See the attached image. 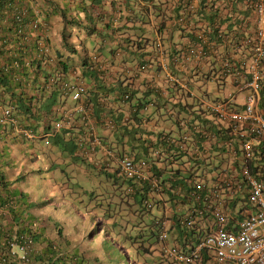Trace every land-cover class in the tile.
Masks as SVG:
<instances>
[{
  "label": "trees",
  "instance_id": "1",
  "mask_svg": "<svg viewBox=\"0 0 264 264\" xmlns=\"http://www.w3.org/2000/svg\"><path fill=\"white\" fill-rule=\"evenodd\" d=\"M141 1L145 4H137L140 3L139 0H0V107L13 104L14 114L19 116V123H28L34 127L48 122L53 117L54 108L58 104L56 98L58 86H55L56 82L50 80V77L56 72H64L67 66L80 65L89 73L88 79L95 83V88L100 91L99 94L91 89L90 94L87 95L88 100L93 104L92 116L99 118L103 113L111 115L115 122L119 123L122 136L126 141H136L140 149L142 147L145 149L149 144H161L162 156L168 153L170 158L165 159L160 156L150 158L152 173L158 175L159 183H162V192L167 194L165 195L169 203L189 202V205H194L197 198L194 195H188L190 191L188 182L176 177L179 174V168L171 173V168L167 166L177 158L179 149L164 142L158 134L154 142L151 139L145 140L141 136L144 128L141 122L147 114L145 103L135 94L139 88L138 84L147 89L144 93L156 90V87L149 85L151 78L145 76L140 82L136 80L132 86L129 84L122 86L119 76L117 84L108 86L104 78L114 72L112 65L119 60L124 63L134 61L133 64L156 65L158 59L153 45L156 38L151 28L157 31L158 39L165 44L168 51L180 53L190 45L195 49L200 48L205 52L215 51V53L222 48V58L226 57L231 61L230 45L235 46L240 42L239 37L244 34L247 21L235 15L232 21L222 26V22L216 21L220 16L218 9L225 11L231 8H223L229 3L222 4L220 0H198L195 5L190 0ZM230 1H232L231 4H235L244 0ZM241 13L244 16L248 14L246 10H241ZM52 14L60 18L61 46L66 52L64 59L63 53L58 50H54L53 54L38 52L39 42L44 40L48 19ZM235 24L237 25L235 27L239 29L230 27ZM177 30L180 32H176ZM82 34L88 37L84 42L80 38ZM91 35L95 44L94 48H88L86 45V42L91 41ZM47 38L46 35L45 39ZM76 45L79 47L74 50ZM243 46L246 47V44ZM189 51H185L178 58L182 59ZM91 52L94 53V61L89 58ZM198 65L197 62L194 67L197 68ZM231 66L237 67V62L234 61ZM200 77L212 78L207 72L200 74ZM198 80L199 74L196 78L189 80L186 90L178 86L174 80L169 84L166 80L165 95L153 92L155 96L152 101L154 110L157 112L163 110L166 104L173 106L175 110L171 113L185 123L186 129L195 131L190 132V140L197 143L199 139H203L204 143H208L204 131L199 132L196 128L209 129L213 124H207L203 119V107L199 106V97L192 99L198 107L192 110L191 103L186 99L195 97L189 85L190 81ZM205 92L201 93V96L207 94ZM98 95L111 96L112 99L104 101L102 96ZM115 104L120 110L123 107L126 108L118 111L117 107L113 108ZM200 118L202 121L199 126ZM175 121L179 124L178 119ZM1 127L0 123V129ZM66 131L68 130L64 132ZM122 136L120 135L121 138ZM214 145L212 149H217ZM206 156L207 154L200 158L196 157L197 164H206ZM160 159L161 163H159ZM221 163L222 161L219 160L217 165L220 166ZM235 163L237 159L233 164ZM249 169L251 172L254 171L252 165ZM235 179L239 178L235 177ZM128 180V186L131 187L130 198L136 202L142 199L147 200L148 190L151 189L148 181L132 177ZM236 191L240 192V189H236L235 186L234 192ZM9 193L7 182L3 180L0 172V264H105V261L94 255L85 256L80 252L77 243H74L72 247H63L54 246L51 240L43 242L42 237L46 238L43 236L44 232L33 227L38 220L37 213L27 211L30 203L25 202L22 205L26 210L25 215L6 222V212L13 210ZM12 195L16 196L17 193ZM199 196V207L206 206L208 197L203 192H199ZM151 200L156 207L162 203L156 194L150 196ZM238 203L239 199L228 201L230 208ZM241 210L240 207L236 215L238 218L242 217ZM21 211L23 212L22 209ZM201 217L206 221L210 217L205 208L201 210ZM231 221L229 219L228 222L231 223ZM193 229L192 227L184 231L190 236L200 235L201 230L198 232ZM14 240L23 243L24 251L19 260L16 254L10 253L9 243Z\"/></svg>",
  "mask_w": 264,
  "mask_h": 264
},
{
  "label": "clouds",
  "instance_id": "2",
  "mask_svg": "<svg viewBox=\"0 0 264 264\" xmlns=\"http://www.w3.org/2000/svg\"><path fill=\"white\" fill-rule=\"evenodd\" d=\"M220 1L222 2V0ZM228 3L229 4L223 8L232 9V7L236 6L237 9L233 10H235L240 19L245 22L247 20H251L253 23H258L254 12L250 7L244 4V1L235 4H231L232 1H229ZM241 10H246L248 14L244 16L241 13ZM235 26L237 25L235 24L230 27L238 28ZM257 28L258 27H256L253 31L245 30V33L239 37L240 42H238L235 46L230 45L229 57L231 61H229L226 57L222 58V50H220L218 53H215V51H204L201 56L198 55L196 57H193L189 51L182 59H179V56H181L185 51L191 50L193 47L190 45L186 48V50L176 53L172 50L168 51L165 45L162 44L158 38H156L153 45L157 53L156 57L158 61H156L155 66L152 63H148L147 65L133 64L134 61L132 63H124L120 62L119 60L114 65H112L114 72L110 74V76H106V78H104V81L108 86L117 84L118 76L122 81V86H125L126 84L132 86V84L136 83V80L137 82H140V80L145 76H149L151 78L149 80V85L151 87H156V90L148 92L151 95V98H144L142 96L144 91L147 89L141 84H138L139 88H137L135 94L136 96H139V99L142 102L145 103L144 107L147 114L141 122L144 126L141 136L145 140L151 139L152 142H154L157 139L158 134L160 139L164 140V142L172 144L179 149L177 150V158L186 155L194 162V164L189 167H182L185 170H188L186 176L178 177L183 181L185 180L188 182V187L190 188L188 195H194V197L197 198L194 205H189V202L186 204L181 202L174 204L171 202L169 203L166 197H164L166 193L162 192L161 190L162 183H159L158 175H154L152 173V160L150 158L154 156H160L161 158L165 159L170 158L168 153H165L162 156L160 148L161 144H149L145 149H143V147L140 149L137 147L136 141H126L124 136H122V131L118 125L119 123H116L115 119L111 115L108 113H103V115L99 118L92 116L93 104L88 100L87 95L90 94L91 89H93L92 91L96 90L99 92V94L100 91L95 88L96 84L88 79L89 73L86 70H83L80 65H77L76 67L67 66L64 72H56L54 76L50 77V80H54L56 82L55 86H58V90L56 92L58 104L54 108V115H52L53 117L48 122H43L42 125H37L34 127L28 123H19V116L14 114L15 106L13 104L2 105L0 107V123L2 125L0 129V172L3 176V180L7 182V188L10 190L9 198L13 207V210H11L9 213L6 212V222H10L11 219H15V217H22L25 215L26 210L22 205L25 202L30 203L27 211L28 213H37L36 216L38 220L35 222L33 227H35L36 230L44 232L43 236L46 238L42 237L43 242L46 243L48 240H51L54 246L63 247H72L74 243H77L76 245L80 252H82L85 256L94 255L105 261V264H122L114 253L113 248L108 247V245L103 242V239L108 238L107 232L104 231L105 234L103 237L97 239H95L94 235H91L98 232L97 230L99 229V225L97 227L94 226L99 224L98 222H103L96 217L94 219L97 220V222L95 225H93L88 223L87 218H85V211H87L89 207L95 206L88 205V203H86L87 205L85 206V209H83L82 206H79V209L71 210L69 213L64 212L62 210L64 206L73 207L74 204L73 201L66 196V194L62 193L61 187L50 186L47 187L45 191H42L44 189L42 182L43 179H45L43 175L45 170L41 158L45 155V153L51 152V149H49L47 146L53 141H64L63 137L65 134L58 135V133L64 132L67 129L68 131L65 133L71 140V148L74 151V155L91 157L89 163L95 168L96 171H112L116 175L122 176L120 184L122 183L123 178L126 179L125 186L122 188L123 196L120 197L119 201L115 203V206L106 215L115 218L117 214L122 215L119 213L121 208H131L132 204H137L136 209L132 210V212H136L138 215L144 212H148L150 214L149 222L145 223L146 231L144 232L153 237L151 242L144 244L142 241H138L139 236L141 235V229L133 237L130 236L126 231H123L122 238L128 244L133 246L135 255L137 256L138 252H140L139 256L142 254L149 255L150 253L154 252L157 254V259H155L156 261L164 260L167 262V264H182L181 262H177L173 258H169L167 256L162 248V242L158 237V232L159 229H164L167 243H171L173 245L176 244L182 248H187L197 240L196 238L202 236L212 228V212L207 208V205L199 207V192H203L206 195L209 189L213 188L214 181L219 180V177L225 172V167L220 165L218 172L213 174H210V172L207 173L211 176L210 180H208V178L204 176V172H197L196 169L200 164H197L196 157L200 158L207 154L206 159L209 161L210 158L216 157L218 152L221 150L226 160V164H228L230 169L234 168L236 171L238 169L240 152L237 147V142L233 140L232 144L235 149V153H231V149H229L227 144L224 143V139L228 137L226 135L227 133L225 126L218 122L212 116V114H210L205 109L202 99L206 100L208 97L215 95H224L228 91H233V88L230 86L229 90L219 94H209L208 92H205L207 94H204L203 96H195L196 98L199 97V106L203 107V119H205L207 124H213V126H211L213 130L211 128L203 130L201 127H199L201 129L196 128L199 132L204 131V136H206L208 139V143H204L203 139H199L197 143L190 140V132L194 133L195 131L186 129L185 123L175 114L171 113L174 111V109L170 104L165 103L166 105L163 110H159L158 112L155 111L152 101L155 96L153 92L160 95H165V86L162 87L157 83V80H160L164 83L167 80L168 84L174 80L178 86L184 88L185 90L187 89V84L191 79V76H185L182 79H179V77L175 75L177 73L172 69L170 62L181 64L183 67H194V65L198 62L199 69L197 74H204L206 72L211 74L212 79L215 81L216 88L222 89L224 85H227L224 83L227 80V76L224 75L225 72L223 70V63L228 62L231 64L234 61L237 62L240 58H242L243 54H246V57L249 56V52L247 50L248 45L243 42L244 39L247 36H251ZM46 35L48 36V34ZM46 35H44V40L39 42L40 49L38 52L41 54H53L54 50H58L63 53L62 58L64 59L66 52L63 50L61 43L59 42V49L58 47H54L49 36L47 40L45 39ZM86 36V34H82L80 36L82 42L85 41ZM243 44H246V47H244ZM78 47L79 46L76 45L74 50H76ZM163 47H165V49ZM89 58L91 61L95 60L93 52L89 54ZM98 66L103 65L98 64ZM203 66L206 68V71L201 69ZM168 67L170 71H168ZM262 70L264 80V62ZM162 73L163 75H161ZM242 73L245 78L250 74L248 71H242ZM152 77H154V79H152ZM79 86H81L82 89H80ZM75 91H77L76 96L73 95ZM98 96H102L101 98L104 101H108L109 98L112 99L111 96ZM171 101L173 100L171 99ZM116 107L117 106L115 104L113 108ZM124 108L126 107H123V109ZM117 110L122 111L118 107ZM123 112H125L126 115V111L124 110ZM169 119L171 121L167 124ZM176 119H178L179 124L176 123ZM201 121L202 119L200 118L199 126L201 125ZM56 123L58 124L56 125ZM95 126L109 129L114 132V134L112 137L104 133L98 135L95 131ZM75 128L79 129L81 133L73 135L71 130ZM185 130L188 131L184 132ZM69 133L72 135H69ZM120 135L123 138H121ZM179 139H181L184 143L180 142ZM36 142L41 144L36 146ZM213 144H215L214 146L217 147V149H212ZM194 148H196V150H192ZM122 156H126L127 158L131 159L135 166H137L140 171L143 172L141 177L128 175L120 170L117 161L118 158ZM176 159L168 164H176ZM235 159H237V163L233 164ZM141 162H143V164H141ZM161 162L162 161L160 159L159 163ZM165 163L166 162H164V164ZM181 163L183 166L184 163ZM201 165L203 166L202 171H204V167L206 166L205 164ZM52 166H54V164ZM213 166V163H210L208 167L211 168ZM175 169L176 168H171V173H173ZM49 172L54 176L53 171ZM130 177L133 179H144L148 181L147 183L151 189L148 190L147 200L142 199L141 201L136 202L134 199L130 198L129 192L131 191V187L128 186V178ZM194 178L202 181L204 184L203 189L196 188L193 181ZM37 184H40L39 188H37ZM56 189H58L56 194L51 193L52 195H50L47 192V190L55 191ZM12 193H17V195L13 196ZM194 193L197 194V196ZM153 194H156L157 198L162 200V203H160L157 207L154 205L152 200L150 201V196ZM91 197V195L88 197V201ZM246 197V186L242 187L240 192H234L231 197H225V205L227 206L226 209L228 211L227 224L229 223V219L233 220L232 217L238 219L236 215L240 207L242 210L243 208H250ZM243 198L244 200H242ZM19 199L21 200L19 201ZM232 199H239V203L234 205V207L237 206L236 210L234 207H229L228 201H232ZM119 204L121 207H119ZM18 205L20 207H18ZM244 205L247 206L244 207ZM204 208L210 214L208 221L202 219L201 217V210ZM152 209H154L156 213H151ZM242 210L240 212H243ZM72 216L74 217V220H70V217ZM184 218L190 219L191 223L186 224ZM91 225L93 227H91ZM109 227L113 228L107 224L105 225V230ZM125 227L126 222L124 221L122 229L124 230ZM192 227L194 228L193 230L198 232L201 230L200 235L190 236L189 234L185 233L184 230H188ZM90 236L91 238H89ZM110 241L113 245L115 243V246L119 252H123L124 257L127 260L126 264H137L134 262L133 257L127 253L125 247L122 245L118 246L119 244L112 241V238H110ZM156 243L158 244V248L155 247ZM22 244L23 243L17 240L11 241L9 243L10 253L16 254L18 256V260L24 251ZM206 261L207 258L203 255L202 259L199 261V264H206Z\"/></svg>",
  "mask_w": 264,
  "mask_h": 264
},
{
  "label": "built area",
  "instance_id": "3",
  "mask_svg": "<svg viewBox=\"0 0 264 264\" xmlns=\"http://www.w3.org/2000/svg\"><path fill=\"white\" fill-rule=\"evenodd\" d=\"M244 4L254 12L258 23L264 22V0H244ZM263 41L264 27L258 26L243 42L248 45L249 56L243 54L237 61V67L223 63L224 75L227 76L224 83L232 86L233 91L202 99L205 109L225 126L228 137L224 143L234 154L232 141L235 140L240 154L238 169L225 170L206 194L207 208L213 215V225L208 232L196 238L191 246L182 248L167 243L164 229H159L158 237L164 252L182 264H199L203 255L207 258L206 264H264ZM190 52L196 57L201 56L204 50L191 48ZM242 71H248L249 76L245 78ZM73 95L76 96L77 91ZM117 163L120 170L128 175L141 177L143 174L126 156L118 158ZM251 165L253 172L249 169ZM237 176L238 180L235 179ZM193 181L196 188L203 189L201 180L194 178ZM235 186L236 189L246 186L250 208H243L242 217H232L231 223L227 224L225 197L233 195ZM184 220L186 224L191 223L188 218Z\"/></svg>",
  "mask_w": 264,
  "mask_h": 264
},
{
  "label": "rangeland",
  "instance_id": "4",
  "mask_svg": "<svg viewBox=\"0 0 264 264\" xmlns=\"http://www.w3.org/2000/svg\"><path fill=\"white\" fill-rule=\"evenodd\" d=\"M223 3L224 0H222V4ZM232 9H237V7L234 6L232 7ZM86 45L88 48L92 47V45H90L89 43H86ZM161 75H163V73ZM189 87L194 92L195 96L201 95V93H203L204 91L208 92L209 94H219L230 89L229 85H225L222 89H217L214 79L202 78L200 77V74L199 80L190 81ZM142 96L144 98H151V95L148 92L143 93ZM195 98L196 97H189V99L186 98L187 101L191 103V110L198 108L197 105L192 102V99ZM171 107L175 110L173 106ZM170 121L171 120L169 119L167 124ZM95 131L98 135L104 133L108 134L110 137H112L114 134V132H112L111 130L101 128L100 126H95ZM59 134H65L63 137L64 141H53L50 145L47 146L49 149H51V152L45 153V155L41 158L45 170L43 173L45 179H43L42 182L44 189L42 191H45V189L50 186L61 187L62 193L66 194V196L71 199L74 204V208L71 206H64L62 208L64 212L69 213L71 212V210L79 209V206H82L83 209H85V206L87 205L86 203H88V205L95 206L89 207L87 211H85V218H87L88 223H91L93 225H95L97 222V220L94 219L96 217L103 222H98L99 224L94 226L97 227L99 225V229L100 227L101 229H98L97 233H93L91 235H94L95 239H97L103 237V235L105 234L104 231L107 232L108 238L103 239V242L106 243L108 247L113 248L114 253L122 264H126L127 260L125 259L123 252H119L117 250L115 243L114 245L111 243L110 238H112V241L118 243V246L122 245L123 247H125L127 253L133 257L134 262H136L137 264H167V262L164 260L156 261L155 259H157V254L154 252L150 253L149 255L142 254L140 256V252H138V255L136 256L133 246L128 244L122 238L123 231H126L130 236L133 237L141 229V235L139 236L138 241H142L144 244L147 242H151L153 240V237L144 232L146 231L145 223H148L150 219V214L148 212H144L138 215L136 214V212H132V210L136 209L137 204H132L131 208H121L119 210V213L122 215L117 214L115 218L106 215L115 206V203L119 201L120 197L123 196L122 188L125 186L126 179L123 178L122 183L120 184L122 176L116 175L112 171H96L95 168L89 163L91 157L74 155V151L71 148L72 144L69 136L65 132H59L58 135ZM40 144L41 143L39 142L35 143L36 146H39ZM219 160L223 161L221 165L225 167L226 172H230V168L228 164H226V160L221 150L218 152L216 157H212L209 161L206 162L204 171H202L203 166L201 164L199 165V167H197L196 170L199 173L204 172V176L208 178V180H210L211 176L207 173L210 172V174H213L219 171V166L217 165ZM180 161L184 163L183 166ZM210 163H213L214 167H211L209 169L208 166L210 165ZM53 164L54 166H52ZM193 164L194 162L190 158H188L186 155H183L176 159V164L171 163L167 164V166L170 168H179V174L177 175V177H180L186 176L188 170H185L184 168L186 166L189 167ZM49 171H53L54 176ZM39 187L40 184H37V188ZM47 192L50 195L56 194L58 192V189H56L55 191L47 190ZM90 195L92 197L88 201V197ZM164 197H166V195H164ZM119 207H121L120 204ZM234 209L236 210L237 206H235ZM151 213H156V211L152 209ZM70 220H74V217H70ZM124 221L126 222V227L123 230L122 226ZM107 224L108 226H111L113 228L109 227L105 230V225ZM91 227L93 226L91 225ZM89 238H91V236ZM155 247L158 248L157 243Z\"/></svg>",
  "mask_w": 264,
  "mask_h": 264
},
{
  "label": "crops",
  "instance_id": "5",
  "mask_svg": "<svg viewBox=\"0 0 264 264\" xmlns=\"http://www.w3.org/2000/svg\"><path fill=\"white\" fill-rule=\"evenodd\" d=\"M139 1H140V3H137V4H145L144 1H141V0H139ZM190 1H192L193 2V5H195L198 0H190ZM146 5L149 6L150 4H146ZM218 14H220V16H218V18L216 19V21H219L220 23L222 22V26H226L225 23H227L229 21H232L234 19L235 15H237V13L235 12V10H233V9H231V10L230 9H227L225 11H223V10H220L219 11V9H218ZM148 16H149V18L152 17L151 14H149ZM149 25H151V24H149ZM258 26H260V27L263 26L264 27V22L263 23H256V22L253 23L251 20H247V28L244 29V33H245V30L253 31ZM60 29H61V22H60L59 16L56 15V14H52L49 17V19H48V27L46 28V31H47L46 34H48V36L51 38V41L53 43V46L54 47H58V49L60 48L59 42L61 43V41H60L61 40V37L59 36ZM238 29H239V27H238ZM151 31H152V34L155 35V38H158L159 37L157 35V31L154 28H151ZM176 32L179 33L180 31L177 30ZM92 37L93 36L91 35L90 36L91 41H89L88 43L90 45H92V47H95V44L93 42ZM85 39H88V37L86 36ZM170 63H171L172 69L177 73L175 75L178 76L179 79H182L185 76L186 77L191 76V78H196L197 77V71H198L199 67H197V68L196 67H192V66H188V67H185L184 66L183 67L181 64H175L173 62H170ZM167 69H168V71H170L169 70V67ZM201 69L203 71H206V68L204 66L201 67ZM159 77H160V75H159ZM152 79H154V77H152ZM157 83L160 84L162 87L165 86V83L164 82H161L160 80H157ZM71 131L73 132L72 133L73 135H77L78 133H81L79 131V129H76V128L75 129H72ZM72 134L69 133V135H72Z\"/></svg>",
  "mask_w": 264,
  "mask_h": 264
}]
</instances>
